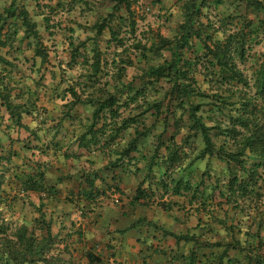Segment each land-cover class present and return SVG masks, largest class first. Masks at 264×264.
Wrapping results in <instances>:
<instances>
[{"label": "trees", "instance_id": "1", "mask_svg": "<svg viewBox=\"0 0 264 264\" xmlns=\"http://www.w3.org/2000/svg\"><path fill=\"white\" fill-rule=\"evenodd\" d=\"M93 1L109 5L110 12L97 18L89 28L92 36L83 41L76 40L74 29L60 25L59 30L70 32L67 34L70 58L65 67L59 61V71L51 65L50 53L25 0H10L2 8L0 66L4 74H0V113L5 110L8 115L6 128L30 131L39 138L38 132L26 125L24 119L30 117L39 120L41 127L44 125L48 108L42 104L40 88L47 89L48 75L53 81L59 78L61 81L51 99L64 101L63 110L56 127L50 129L54 134L46 149L61 151L66 145L68 149L76 146L80 151L65 152V161L82 156L81 150L91 157L99 152L108 158L106 165L79 177L80 184L87 185L89 190L81 189L82 196L92 202L96 193L106 195L107 191L97 190L101 188L96 184L98 181L111 189L104 184L101 174L115 173L119 168L127 173L133 167L132 174L136 176L144 172V179L130 201L134 210L156 206L166 213L183 212L190 204L196 215L209 214L212 223L225 231L226 237L223 243L211 241L217 228L204 225L201 217L196 226L199 234L191 231L177 234L140 217H135L126 231H143V228L148 232L160 231L163 240L173 239L179 247L188 245V254L177 257L181 264H264L261 208L264 205V51L259 63L250 54L254 46L264 48V0H232L228 6L235 12L244 6L254 15L253 19L238 14L235 18L216 16V20L211 18L213 2L186 0L182 21L173 36L149 32L144 42H136L133 5L139 0H72L71 4L92 11ZM68 5L58 0L55 6L39 5V8L48 9L52 15ZM51 18L44 12L46 29L56 37L59 33L53 30L57 24ZM123 30L125 37H121ZM106 32L110 34L108 48L111 44L115 49L121 48L113 58L99 45L98 39ZM126 40H133L132 49L126 46ZM26 50H32L33 56L22 60L27 64L23 71L18 69L16 60L25 56ZM132 50L136 61L130 58ZM164 53L170 55L169 59L155 63ZM250 58L258 64L252 77L241 68ZM130 66L137 68L139 74L125 83ZM75 67H80V75L66 78L67 71ZM199 75L206 88L199 83ZM16 77L24 81H16ZM137 80L141 83L139 88L135 87ZM63 84H67L66 88L59 91ZM155 93L161 97L151 100ZM149 123L152 124L147 128ZM5 124V118L0 116V127ZM68 127H81V131L77 134L76 129L69 131ZM62 131H66V137L60 136ZM151 135L155 140L149 142ZM149 150H152L150 157ZM13 156L11 150L0 154V264H74L72 260L48 254L55 235L44 215L35 220L34 229L25 224L17 226L5 218L3 207H8L3 204L14 180H19V187L13 198L20 199V193L27 198L30 194L38 195L40 204L36 210L40 214L47 199L58 194L56 185H51L48 178L50 161L36 166L37 169L31 168V173L21 179L17 173L13 174L16 167H10ZM214 158L226 165V176L218 178L211 185V193L206 194L203 188ZM88 160L93 165V159ZM206 161L201 180L194 181V170ZM140 164H144L143 168ZM117 179L113 176L111 181L115 183ZM62 181V177L58 178L59 183ZM115 187L120 192L119 186ZM241 217L251 220L250 229L245 232ZM41 226H46L47 234L38 237L35 229L40 230ZM238 235L244 236L245 241ZM155 239L152 233L142 243L148 249L155 248ZM214 247L221 248L220 252H213ZM209 249L211 254L206 252ZM85 255L89 264H103L101 256L90 251Z\"/></svg>", "mask_w": 264, "mask_h": 264}, {"label": "rangeland", "instance_id": "2", "mask_svg": "<svg viewBox=\"0 0 264 264\" xmlns=\"http://www.w3.org/2000/svg\"><path fill=\"white\" fill-rule=\"evenodd\" d=\"M71 1L72 0H62L63 3L67 2L69 4L68 7L64 10H60L57 14L50 15L48 9L44 7L39 8V5L55 6L58 3V0H25L26 8L31 13L32 19L38 24L41 38L45 47L50 53L52 61L51 65L56 68V71L60 70V68L57 66L59 61H61L63 63V67H65V63H67L70 58L67 44V34L69 35L70 32L64 33L62 28L59 30L58 28L60 25H62V27L74 29L75 33L73 35L76 40L80 39L83 41L86 40L87 37L92 36L89 28L92 24H94L97 18L106 16L110 12L109 5L101 4L97 1L92 2V11L83 8V6L79 4L73 6ZM155 1H158V3H155ZM209 1L213 3H210ZM209 1L208 2L214 7L213 15H211V18L214 20L218 18L216 16L222 17L224 15H229L228 17L235 18L238 14L246 15L251 19L254 18V15H250L244 6L237 8V12H235V9L229 8L228 6L233 3L232 0ZM9 2L10 0H0V11L3 7L9 5ZM185 2L186 0H139L138 3H135L133 5V9L135 10L137 21L136 42L138 40H142L143 42L146 41L145 36L149 32H151L153 35H156V33L159 31L165 36H173L175 29L182 21L183 5ZM44 12L48 16L52 17L51 21L53 24H57L56 30L53 31H57L59 33L58 36H52V32L50 33L46 29L43 20ZM121 37H125L124 30L121 34ZM109 39L110 34L106 32V34L98 40L102 51L109 52V58H113L115 57V52H119L121 48L115 49L113 44H111V46L108 48L109 44L107 42ZM132 42L133 40H126V46H129L132 49ZM23 47H25V45H23ZM6 51L7 50H5V52ZM263 51V46L258 45L254 46V49L250 54L253 56V59L258 60L259 63L262 61ZM129 55L131 59L136 61V53L133 50L132 52H129ZM32 56V50H26L25 56H19V59L16 60L18 69L20 70L22 68V70L25 71L27 64H24V61L22 62V60L25 57L31 59ZM169 57L170 55L168 53H164L162 59H155V63L162 62L164 59H169ZM10 59H12V57ZM251 59L252 58H250V60H248L245 64L241 65V68L245 69L249 77H252L254 69L258 66V64L253 61V59ZM138 61L139 60H137V63ZM50 69L51 68H49V70ZM19 70H17L16 73H19ZM80 72V67H75L73 70L67 71L65 76L69 79L75 78L80 75ZM0 74H4L3 66H0ZM136 74H139L137 68L130 66L128 68V77L124 80V82L128 83L129 81L133 80L134 75ZM33 75L38 78V75L35 73ZM16 81L23 82L24 80L23 78L16 77ZM59 81H61L59 78L55 81L51 80L50 76L48 75L46 82L47 84L45 83V87H47V89L40 88L41 98L43 99L42 104L48 108L47 113L44 114V118H46L44 125L41 127L39 120H33L30 117H25L24 119L26 125L38 132L39 138H35V135L31 134L30 131L19 130L17 132L14 127L7 129L8 115L5 110H2L0 113V116L4 117L5 123H7L0 127V154H4V151L8 152L9 150H11L13 153L14 156L11 160L10 167L13 166L17 168V170L16 168H13V174L15 172L17 173L18 177L24 179L27 177L29 172L31 173V168L37 169V167L42 165L43 162L47 163L50 161L48 168V178L51 185H56L58 193L54 197L47 199L46 207L42 210L43 213L40 214L36 210L40 204L38 195L30 194L29 198H27L23 193H20V199L15 200L13 198V194L18 191L17 189L19 187V180H14L11 191H7V200L5 204H3L4 206L8 207V209L4 207L3 209H5L4 211L6 212L4 216L9 220L10 223H13L17 226L25 224L28 226V228L34 229L35 220L41 217V215H44L46 222L50 223L53 235H55L53 236L55 241L47 250L48 254L51 256L58 255L65 261L72 260L74 264H89L85 255L88 251L93 252L96 255H100L103 258V264H126L127 262L124 261L123 257L118 255L119 251H116V249L112 248V246H110L109 249L104 245H106L105 243L107 239H110L112 242L111 237H113V231H119L120 229H122V231H126L128 221H130L129 217L146 218L147 220L154 221L160 226H164L165 228L175 232L191 231L192 233L198 234L200 231L196 230V226L198 224V218L201 217L205 223L204 225H210L213 230L217 228L215 229L214 233H212L210 240L214 243L217 241H222L223 243V240L226 237L225 231H221L217 224L212 223V219L210 218L209 214L203 213L196 215L193 207L190 204L186 206V209L183 212L174 211L172 213H166L156 206L147 209L138 208L137 210H134L130 205V201L135 195L138 185L144 179V172H140L136 176L132 174L133 167L131 170L127 168L128 166L125 167L128 169V171L130 170L127 173H125L126 169L125 172H123V169L119 168L115 171V173L105 171L101 174L105 180L104 184H106L108 187L110 186L111 189H107L98 181L96 184L101 188H98L97 190L100 192L103 190L107 191L106 195L99 196L96 193V197L92 198V200H94L92 202H89L86 196H82V194H80V190L87 185L83 186L80 184L81 181L79 177H81L82 173L84 172H92L93 170L106 165L108 163V158H105L101 153L99 154V152L91 157L87 155L84 150H81L82 156H79L77 159L65 161V152L76 153L80 150H78L76 146H71V148L68 149L66 148L67 145L61 151L54 148L46 149L47 143L51 140L54 134V132L50 131V129L56 127L59 113L63 110L64 101L55 97L51 99L53 93L55 92L54 89L59 84ZM198 81L204 88L207 87V85L203 83V77L201 75L198 76ZM66 85L67 84H63L59 91H63L66 88ZM135 87H141L140 80H137ZM160 97L161 96L159 93H155L153 94V98L151 100H155L157 98L159 99ZM50 99L51 101L48 102ZM151 124L152 123H149L146 127L149 128ZM160 127L158 128V131L156 130L158 134L161 132ZM73 129H76L77 134L81 131V127H68L69 131H72ZM69 131L68 133H71ZM169 132L172 133V130H169ZM60 136L66 137V131H62ZM11 140H13V142ZM151 140H155L152 135L150 136L149 142ZM125 141H129L128 136ZM178 141L181 142V137L178 138ZM196 142L198 144L197 140ZM148 148L150 147L148 146ZM151 154L152 150H149L148 156L150 157ZM88 158L93 159V165L88 162ZM206 164L207 161L198 164L194 170V181L198 182L201 180L202 173L206 169ZM143 165L144 164H140L139 167L143 168ZM211 167L210 176L205 180L207 187L205 186L203 188V190L205 189L206 194L211 193V185L215 183L218 178H224L226 176V165L218 159H212ZM113 176L118 178L115 183L111 181ZM61 177L63 178V181L59 183L58 178ZM115 185L119 186L120 192L116 190ZM87 188L88 187L84 189L89 191ZM157 201H159V199H157ZM261 208L264 213V205ZM123 213L128 216H123ZM104 216L106 217V227H101L103 231H99L101 229L96 228V224L99 222H95L97 219L100 221ZM241 222H243L242 232L250 229L251 220L241 217ZM41 227L42 228L40 230L35 229L38 237L47 234L46 226ZM93 229L95 230L92 231ZM143 231V239H147V234L151 232L156 235L155 241H164L160 231L148 232L146 228H143ZM238 237L240 238L241 236L238 235ZM243 237H241V239L245 241ZM165 241L169 242L171 239L169 238ZM111 242L110 245H112ZM167 242H165V244H168ZM220 250L221 248L214 247L213 252H220ZM206 252L211 254L212 249H209Z\"/></svg>", "mask_w": 264, "mask_h": 264}, {"label": "crops", "instance_id": "3", "mask_svg": "<svg viewBox=\"0 0 264 264\" xmlns=\"http://www.w3.org/2000/svg\"><path fill=\"white\" fill-rule=\"evenodd\" d=\"M123 216H128L125 213H123ZM106 217L104 216L101 220H96V228L101 229V227L105 228L106 225ZM128 226L127 228L135 222L136 218L129 217ZM104 222V223H103ZM93 229L92 231H94ZM127 230V229H126ZM99 231H103L102 229ZM175 232V231H174ZM188 231H181V232H175L177 234L180 233H187ZM148 233V232H147ZM150 234H147V236H151ZM204 233V232H203ZM146 234V232H145ZM113 237H111L112 242L110 239H107L106 246L110 249V246L112 248H115L118 252V255L122 256L124 261H126V264H181V261L179 258L182 254H188L189 252V246L181 245L180 247L176 245L175 241L171 239V241H163L158 242L154 240V246L155 248L148 249V246L144 243H142L144 236V231H136V230H128V231H122L120 229L119 231H113L112 234ZM154 236H156L154 234ZM110 242L112 245H110ZM153 242V241H151ZM167 242L168 244H165ZM144 245V246H143ZM102 248V247H101ZM100 251V250H99ZM150 251V252H149ZM100 256V255H98Z\"/></svg>", "mask_w": 264, "mask_h": 264}]
</instances>
